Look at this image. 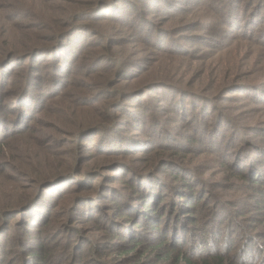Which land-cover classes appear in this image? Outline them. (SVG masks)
Instances as JSON below:
<instances>
[{
    "label": "rangeland",
    "instance_id": "rangeland-1",
    "mask_svg": "<svg viewBox=\"0 0 264 264\" xmlns=\"http://www.w3.org/2000/svg\"><path fill=\"white\" fill-rule=\"evenodd\" d=\"M179 1L182 6L187 4L188 9L182 10L177 20L165 21L156 30L160 33H163V29L166 32L171 31L163 37L169 36L172 40L178 38L179 43L184 45L185 56L167 53V50L177 49H168L164 42L159 45L160 49L151 45L144 46L143 51L134 45L125 47L124 57L128 56V61L145 64L141 65L145 68L138 70L137 75L128 74L125 78L116 76L115 81L118 84L110 87L124 90L123 92L142 87L150 89L141 92V105L122 103L119 115H116V121H122L112 141L114 147L106 139L102 141L103 146L100 148L94 144L85 145L86 137L82 138L83 143L80 141L79 148L75 147L76 141L70 140L67 144L74 151L80 150L79 154L84 153L81 151L86 147L96 153L97 159L94 162L100 164L102 177L97 180L94 174L86 179L82 176L79 177V182L83 189L92 193L91 185L99 186L102 181V186L95 192L97 201L93 202V198L86 195L87 192L75 191L70 195L69 189L77 182L68 179L44 190L36 202V209L32 213L35 220L31 222L29 231H24L22 223L13 221L20 228V239H23L22 233L25 238L27 236L29 248L33 247L39 252L41 246L48 245L53 250L51 252L55 257L52 264L57 263L55 260L60 259L64 250H70L66 256L73 254L67 241L71 236L74 239L75 235L85 240L88 246L91 245V238L94 241L93 246L98 248V257L113 264H176L175 254L180 246L193 254L220 250L231 251L234 257L241 254L242 258L254 264H259L261 260L259 252L264 248V37L257 36L263 28L260 26L256 29L257 35L253 39L247 27L245 31L241 28L247 19L242 20L238 16L232 24L235 29L228 31L230 24L226 22L235 16H226L223 19L225 14L222 11L213 15L205 8L189 5L188 1L194 0ZM28 4L24 0H0L1 6L10 5L21 9H28ZM1 17L3 18V13H0V31H4L7 26H3V23L6 21H2ZM95 26L106 35L118 34L120 39L125 38V33L116 32L117 28L114 30V26L112 28L105 23H97ZM12 30L16 45L29 41L24 37L23 28L13 27ZM231 34L237 36L227 40V36ZM205 36L211 43L206 38L203 40ZM125 42L127 41H124L125 45L131 43ZM119 50L114 49L112 54L120 57L117 53ZM90 52L97 54L101 49L94 47ZM41 64V70H33L38 76L48 72ZM148 65L149 69L138 80L132 83L126 81L127 78L139 76ZM10 72L17 77L24 70ZM109 76V73L101 72L98 77L93 78L96 85L102 84L103 88L107 86V79L111 78ZM38 81L42 86L47 85L44 78ZM127 82L129 85H126ZM35 91L40 92L37 84ZM188 96L197 97L203 105L202 111L206 113L214 108L218 110V115L214 116L216 123H212L210 134L207 128L199 131L198 124L193 122L192 109L177 108L185 103H191L192 106V100H188ZM91 102L97 103L95 97ZM132 106L139 107L133 108L137 112L134 116L126 112ZM86 107H90L89 102ZM2 109L5 106L0 111L5 118L14 117L7 111L1 113ZM63 109L67 112H63ZM83 110L85 111H76L69 101L66 103L62 98L50 101L46 107L38 110V124L31 132H26L4 145L0 150V208L6 210L20 207L33 194L34 180L65 169L67 161L63 159L67 157L54 158L55 155L46 150L44 144L52 141L55 144L54 152L75 154L73 150L68 151V147L63 144L70 136L74 137L92 112L99 116L103 114L102 109ZM85 112L89 114L86 115ZM112 122L107 121L104 124L108 126ZM44 139L47 141L44 142ZM173 151L179 156L172 155ZM162 153L167 155L165 160L160 159ZM75 160L74 157L72 163ZM90 164V160H84L85 166ZM163 168L166 171L158 175V181L164 178L166 180L162 181L160 189L157 186L158 181L150 183L152 193L139 187L141 182L145 183L140 174L142 170L160 171ZM50 170L52 171L48 173ZM127 180L132 181L131 186H127ZM166 184L174 188H169ZM174 190L177 191L171 197L173 200L169 199L170 192ZM125 191L133 193L129 194V202L137 200L138 209L134 210L133 205L125 204L127 198L120 200V196H126ZM58 201L61 203L53 209ZM212 204L215 206L210 209ZM216 205L218 210H222L221 216L212 231L204 237V221L217 212ZM84 208L86 209L83 211ZM188 208L196 209L197 213L195 210L186 211ZM205 209L208 211L205 212ZM89 211L97 216L93 218ZM228 213L231 220L228 222L227 219L225 222ZM173 215L172 221H169V217ZM126 216H131V223H124ZM149 218L156 223L148 226L146 222V225L143 219ZM50 219H53L51 225ZM137 220L142 224L137 225L143 229L141 233L165 241L166 246L173 252L172 257H176L172 262L164 263L161 255L149 254L147 247H140L129 257L115 252H100L107 251L112 246L110 238L101 230L105 229L106 224H110L107 229L112 234L115 231L110 228L118 230L128 226L132 229ZM220 222L224 224L218 225ZM206 230L210 228L206 227ZM196 236L199 238L195 239ZM231 243L233 249L228 250L227 246ZM3 247L6 249L4 253L0 250V257L6 259H2L0 264H20L15 241L8 243L2 240L0 248ZM78 247L79 243L73 250ZM86 257L93 259L91 253H87ZM63 264L70 263L65 261Z\"/></svg>",
    "mask_w": 264,
    "mask_h": 264
},
{
    "label": "trees",
    "instance_id": "trees-1",
    "mask_svg": "<svg viewBox=\"0 0 264 264\" xmlns=\"http://www.w3.org/2000/svg\"><path fill=\"white\" fill-rule=\"evenodd\" d=\"M24 1L29 2L28 9H21L16 6L11 7L10 5H0V13H3V18L1 17V20L3 21L4 19L6 22L3 23V26H7L6 30L0 31V111L1 108L5 106V109H2L1 113L7 111L8 114L14 115L11 119L5 118L0 114V150L3 149L4 145L10 140L19 137L26 132H31L38 124V110L46 107L50 101H54L57 98H62L66 103L69 101L78 112L85 111L83 108H92L93 110L102 109L103 111V114L100 116L99 114L95 115L94 112H92L91 115L87 117L88 119L86 123L82 124L78 128V131L75 132L76 134L74 137L70 136V138L63 144L65 147H68V151L73 150L67 145L70 143V140L76 141L77 144L75 147L79 148V143L84 137H86L84 138L85 145L93 146L94 144L100 148L103 146V144H101L102 141L106 139L109 141L110 146L114 147L112 141L115 139L116 133L118 132L117 127L122 121L121 119L116 121V115H119L118 113L121 110L122 103L125 104L132 102L141 105V92H146L150 89L142 87L138 90H128L127 92H123L124 90L120 91L115 87H110V85L118 84L115 81L116 76H122L125 78L128 74L137 75L138 70L145 68L144 66H141L145 64H139L136 61H128V56L124 57L125 47L134 45L139 47L141 49L140 51H143L145 49L144 46L151 45L160 49L159 45L164 42L166 46H168V49H177L174 51L167 50V53L176 56H185L184 45L179 43L178 38H173L172 40L169 36L163 37L167 32L171 31L166 32V29H163V33H160V31L156 29L165 21L177 20V17L181 15L182 10L188 9V5L186 4L185 6H182V3H180L179 0ZM194 1H188L189 5L205 8V10L212 12L213 15H216L218 11H222V14H225L223 19L226 16H235L227 22L225 21L227 24H230L228 31L235 29L232 27V24L235 22V18L239 16L242 20H244V18L247 19L246 22L242 24L241 28L243 27L245 31L247 27L251 31L250 34L253 39L257 35L255 34L257 31L256 29L260 26L263 29L258 34L257 38L264 37V0H217L218 2L216 0ZM214 9H217V11L214 12ZM54 17L57 18L54 20ZM97 23H105L112 28L114 26V30L115 28L118 29H116V32L119 31L125 33V38L122 40L119 38L118 34L114 36L113 34L106 35L105 33H102L96 28L95 25ZM13 27L23 28L25 32L24 37L29 39V41L23 43V45H16L14 30H12ZM228 31L226 33H229ZM235 36L237 35L231 34L230 36H227L226 39L231 40L234 39ZM205 38L206 36L203 37V40ZM205 40L211 43L208 37ZM124 41H127L125 43H131L125 45ZM94 47H99L101 52L97 54L90 52ZM117 48L120 49L117 52L120 57L116 54H112L113 50ZM40 64L45 70H48L43 76L41 74L38 76L33 72V70H41ZM18 66L20 67L13 69V67ZM148 69L149 65L139 76H133L131 79L127 78L126 81L132 83L135 80H138V78L143 76ZM10 70H24V72L18 74L16 77L11 74ZM101 72L109 73V78L111 77L110 79H107V86H104L103 88L102 84L96 85L95 78H93V76L98 77ZM43 78L47 81L46 86H42L38 81L43 80ZM80 79H83L84 81ZM129 83L126 85H129ZM35 84H37L40 92L35 91ZM243 85L247 87L246 84H242V86ZM127 88L128 87H126V89ZM93 97H95L97 103L91 102ZM196 98L197 97L190 98L188 96V100H192V106L191 103H189L190 105L185 103L183 106L180 104L177 108L179 110L192 109L193 122L198 124L199 131L201 132L207 128V131L210 134V128L213 127L211 126L212 123H216L214 116L215 114L218 115L217 113L219 112L215 108L211 109L212 112L208 111V113L202 111L203 105ZM121 100H123V102H120ZM87 102H89L90 107H86ZM133 108L139 109L137 106H132V109L127 110L126 112L131 116H134L137 113ZM63 112H67L66 109H63ZM85 113L86 115L89 114L87 112ZM107 121L113 122L111 125L107 126L104 124ZM43 141L46 142L47 139H44ZM54 145L55 144L52 141H47V143L44 144V147L51 152L53 156L55 155L54 158L56 159H61L62 156L67 157L65 160L63 159V161H67L65 169L58 170L55 173H50L52 171L50 170L48 172L50 174L46 177L41 178L40 180H34L32 184L33 194H30L26 199V203L20 207L8 208L6 210L0 208V241H8V243L15 241V244L17 245L15 251L17 250V256L21 260L20 264H52V260L54 261L53 257H55V254L51 252L53 250L49 248L48 245L45 247L41 246L39 252L33 247L29 248L27 246V236L25 238V234L22 233L23 239L21 240L19 236L20 228L17 226L18 224H14L16 222L22 223L24 231H29L28 229L31 227V222L35 220L32 213H34L36 209V202L40 199L44 190L53 184L73 179L77 183L69 189L70 195L75 191L78 193L87 192L86 195L92 197L93 202H96L98 196L95 195V192L102 186V181L99 186L91 185L90 190H93V192L89 193L90 191L83 189V186L80 184L81 182H79V177L82 176L86 179L94 174L97 180L102 177V174L100 173V164L94 162L97 159V156H95L96 153L89 151L86 147V149L81 151V153L84 152L82 154H79L80 150L77 152V149H75V151L73 150L75 154H61L54 152ZM237 145L238 144H235V146ZM172 155L179 156L174 151L172 152ZM74 157L76 160L73 164L72 160ZM89 157H91V159H88ZM166 158L167 155L162 153L160 159L165 160ZM84 160H90V166H85ZM165 171V168L160 171L154 170L146 172L142 170L140 174L145 183L141 182L139 187L142 189L144 188L143 190L145 192L152 193L150 183L157 182L160 178L159 176ZM189 176L190 175H188V177ZM165 180L166 179L164 178L162 181ZM162 181L159 180L157 182L159 189L162 187ZM127 182H129L126 183L127 186H131L132 181L130 182V180H127ZM169 188L173 189L174 187L169 186ZM104 191L105 189H103V192ZM176 191L177 190L170 192L171 195L169 199H172L171 197ZM129 194L133 193L127 191V197L120 196V200L122 201L123 198H127L128 201L123 202L127 205H133L134 210L138 209L139 204L137 200L129 202V200H131ZM60 203L61 201L55 203L53 209L57 208L56 205ZM214 206L215 204H212L210 209H213ZM170 208H172L171 205ZM215 208L217 209L218 206L216 205ZM85 209L86 208L82 210L84 211ZM193 210L197 213V210L194 208H188L186 211ZM204 211L206 212L208 210L205 209ZM216 211L217 212L212 214L208 220L204 221L205 224L202 230L204 237L208 235L209 231H212L214 225H216L217 219L221 216L220 211L222 210L217 209ZM88 213L93 218L97 216V214H93L90 211ZM145 214H148V212H145ZM148 216L150 215L148 214ZM173 217L174 215L170 216L169 221H172ZM227 219H229L228 222H230V213H228V217L225 218V222ZM15 220L16 222H13ZM138 221L139 220L134 223L132 229H129L130 227L128 226L121 227L118 230H112V228H110L111 231H115L112 234L109 233V230L107 229L109 223L106 224L105 229L101 230L108 238H110L112 246L109 250H101L100 252H105L104 254L108 251L115 252L129 257L138 251L140 247H147L146 251L149 254L155 253L161 255L164 263L172 262L177 257L176 264H254L242 258L241 254H238L237 257L232 256L231 251L218 250L213 253H195V255L189 250L184 249L182 246L177 249V253L175 252L176 257H172L173 252L166 246V243H164L165 241L156 236L152 235L149 237L141 233V230L143 229L139 228L137 225L142 224ZM143 221L146 225L148 223V226L156 223L152 218L143 219ZM131 222V216H126V222L124 223ZM51 223H53V219H50V225ZM223 224L224 222H220L218 225ZM206 227H209L210 230H206ZM131 230H133L134 233H132ZM108 233L111 234V237ZM71 237L67 243L71 247L73 254L66 256L65 254H68L70 250L68 252L67 250H64L60 255V259L57 258L55 260V262H57L55 264H63L65 261L70 264H113L105 262L102 258L98 257V248L96 245L93 246L94 241L91 238L89 243L93 247L91 245L88 246L85 240H82L79 235H75V240L71 239ZM55 238L56 236L53 238V241H55ZM198 238L199 236L195 237V239ZM202 239L203 237L199 240ZM78 243V249L73 250V247ZM43 244H45L44 239ZM191 244L194 247L196 246L193 243ZM232 245L233 243L227 246L228 250L233 249ZM163 247L167 248L163 249ZM10 248H12V246H10ZM201 248H203V246ZM5 249L6 247L0 248L1 253H4ZM262 250L263 251L259 252L261 253L259 264H264V248ZM165 251L167 252V255L165 254ZM87 253H91V256L93 257L92 260L86 257ZM2 259L4 260L6 258L0 257V261Z\"/></svg>",
    "mask_w": 264,
    "mask_h": 264
}]
</instances>
